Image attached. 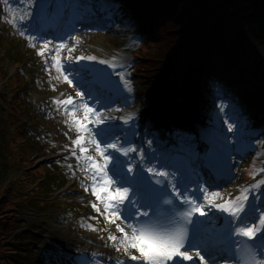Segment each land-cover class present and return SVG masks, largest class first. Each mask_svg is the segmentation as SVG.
Returning a JSON list of instances; mask_svg holds the SVG:
<instances>
[{
  "label": "rangeland",
  "instance_id": "374dc122",
  "mask_svg": "<svg viewBox=\"0 0 264 264\" xmlns=\"http://www.w3.org/2000/svg\"><path fill=\"white\" fill-rule=\"evenodd\" d=\"M37 1L0 0V51L3 48H11L14 52H19L18 59L21 64L14 68L7 62L2 61V63L5 64L12 75L17 76L23 82L17 85L23 89L22 97L24 102V108L22 109L23 117L20 120V118L12 116L8 108L14 102V95L18 91L15 88L7 89L5 86L0 85V98L3 101V105L0 106V181L3 179L4 171L7 174V170L10 167L8 159L11 160L16 155L14 152L15 148H12L10 144L14 145L16 140L21 147L24 145L28 146L33 142L37 143L34 148L26 151L27 157H34L32 161L28 162L29 166L42 159L50 160L52 156H58L59 159H55L53 163L59 165V168L55 167L59 172L55 170L54 175H50L48 178V182L51 181L52 184H50L51 188L47 189L45 196L42 195L43 197L40 196V198L33 199V201L31 200L32 202H27L24 199V196L32 190L30 187V189H25L24 187H27V185L23 186L24 190L17 193H15L16 190L12 189L11 194L14 195V198L16 196L20 198L13 200L11 202V209L7 208V211L10 215L16 216L17 221L22 222L23 227L21 229L30 230L28 234L30 237H34L32 240L34 244L30 243L31 240L25 241L26 239H17L19 241L17 242L14 239L15 235L12 234L11 237L6 235L1 240L0 246H8V249L15 250L17 255L15 254V257H13V264H53L54 261H59V264H63L64 258L60 254V250H57L55 246H73L75 243H83L80 237V231H82L84 234L91 233L93 236L106 240V246L110 252L126 254L123 247H121L119 252L116 251V246L108 239V236L110 234L116 237L122 236V233L117 231L116 224L125 227L126 231H129V229L125 223L119 220H116L115 223L109 222L107 219L109 213L105 211L104 204L91 200V197L94 196L92 192L93 178L88 169V162L81 159L79 147L77 148L73 143L75 134L79 131L71 122V116L66 114V110L58 105L55 102L56 100L48 99L41 102L37 100L36 94H54L58 96L59 92L67 91L75 94L78 98L77 103H79L81 100H79L80 97L77 96V92H83V101L94 107L106 121L101 127L115 129V134L120 137L121 143L129 140L135 144L138 141L142 143L143 140L147 142L150 148H154L153 152L162 149V143L165 144L166 140H161L159 137L165 136L166 131L162 127L155 125L151 117L145 118L140 116L138 109L127 102V99L130 97V91H133L137 85L141 84L140 81H142V78L138 75H133L131 70L132 66L138 65L136 59L134 63L133 52L136 49V43L140 36L132 32L134 28L133 21L127 17L125 10L119 8L117 0H79L85 6L83 7L82 14L74 15L71 18V26H76V31L65 39L56 41L44 36L40 38L35 37V40L30 41L29 36L31 35L24 33L20 25L22 21L30 18L31 9ZM21 17L23 18L21 19ZM87 23L89 24L88 27L83 28L82 24L84 26ZM65 35V33L62 35L63 38ZM61 40L67 45L60 52L61 61L68 70L74 72L75 61L66 60L69 54L67 48L73 49L71 52V56L73 57H96V60L92 61V63L99 64L101 60L114 62L115 64L118 63L119 68L108 74V77L116 82V94L114 95V92L110 94L107 92L98 93V89L93 88L92 97H90L88 94L92 87L89 85L84 87L83 80L79 78L74 81L75 86L69 85L63 79V74L57 71L52 59L55 55L54 49L59 45ZM96 40L100 41L102 46L95 43ZM45 41H51L47 48L44 47ZM107 44L111 47L107 46ZM42 48L44 49L43 56L39 54ZM117 73H123V78ZM87 74L80 73L79 75L87 80ZM177 85L175 84L165 91V96L168 99L171 98L173 100L175 93L179 90ZM97 97L99 98L97 99ZM217 105L219 118L212 122L208 128L204 129L202 134L209 136L207 140L211 139V137L212 139L216 138V141L220 142L219 146H223L224 144L232 146L231 153L236 158L235 169L237 174L234 180L223 184L219 188L208 189L209 194L211 192H218L220 194L219 198L213 199L211 196L209 198L213 199V205L225 203L228 197L235 191V187L232 186L233 182H241L247 187H251L252 191H250V194L248 193L249 198L257 196L259 192H261L262 198H264V184H261L264 181V127L260 124L250 130L246 129L245 125H243L244 123L241 122L244 116L234 115L232 110H229V107L221 103ZM77 114L83 115L82 112H78ZM10 119L15 122L17 120L21 121L23 124L26 121L28 122L26 126L29 129L25 131V135L20 136L19 132L13 133L14 128L10 127V123L8 122ZM65 121H68V123ZM224 121L234 123L235 126L232 131H227V125ZM92 129L95 130V127ZM11 134L13 135L12 139L14 137L16 140L11 139L10 141L9 135ZM172 136L175 140L171 142V146H179L181 149L188 150L190 149V145H196L194 142H188L190 144L184 143L187 138L177 137L174 134ZM86 137L88 139L91 138L89 133H86ZM168 140L172 141L169 138ZM149 141L151 143H148ZM157 142L158 145L156 144ZM84 146L87 148L91 147L92 154H95L96 157L98 156L101 163H103L98 153L93 150V145L85 143ZM207 147L203 146L204 150H202V154L205 155ZM129 155L134 161V154L130 153ZM177 156V154H173V157ZM77 157H80V159L78 160ZM117 159V155L114 154L112 161H117ZM256 162L259 163L260 167L259 175L257 176L254 173V176H257L256 178L251 181L245 180L248 174L247 171L251 170L250 166H253ZM112 164L109 163L106 168L109 174ZM21 169L19 166L12 165L10 176L20 175ZM113 179L117 178L113 177ZM254 184H260L261 186L253 188ZM46 185L44 188H46ZM65 186L68 188L69 196H60L56 201L50 200L53 192ZM71 197L85 199L83 201L86 202V205L76 203ZM45 201L47 204L44 206L39 204V202ZM51 201H53L52 204L50 203ZM17 202L24 203L20 205ZM93 203L100 208V212H97L93 208ZM201 203L206 205L204 209L206 212V226H219L221 214L217 211V208L207 205V202L203 200H201ZM72 208L75 209L71 213L63 212L64 209L70 211ZM261 212H264V207ZM84 214H86L85 216L88 215V217H85ZM81 215L84 217L81 223H79ZM106 220H108L107 223ZM99 222L103 225L102 229H100L102 225ZM76 224H78L77 227ZM88 225L94 226L97 230L93 231ZM13 239L15 241L14 244L11 243ZM206 247L201 246L200 250H204ZM135 251V249H129V252ZM4 256H6V259L10 258L8 254H4ZM206 260H208L209 264H228L225 259L219 256L218 252H210L206 256ZM0 261H3V259H0Z\"/></svg>",
  "mask_w": 264,
  "mask_h": 264
},
{
  "label": "trees",
  "instance_id": "16d2710c",
  "mask_svg": "<svg viewBox=\"0 0 264 264\" xmlns=\"http://www.w3.org/2000/svg\"><path fill=\"white\" fill-rule=\"evenodd\" d=\"M121 1L142 36L135 67L142 81L133 95L141 112L159 113L162 109L156 107L163 92L181 76L183 94L203 127L212 121L215 97L238 114L249 115L248 122L262 116L264 0ZM4 76L0 69V80ZM172 124L180 127L185 123L177 118ZM31 147L16 151L17 165L27 166L22 156ZM40 176L25 174L26 181L12 186L4 172L0 181V243L6 235H15V240L27 238L7 208L11 209L12 189L29 186L30 180ZM7 247L0 246V264H13L17 255Z\"/></svg>",
  "mask_w": 264,
  "mask_h": 264
},
{
  "label": "snow or ice",
  "instance_id": "6c2138e0",
  "mask_svg": "<svg viewBox=\"0 0 264 264\" xmlns=\"http://www.w3.org/2000/svg\"><path fill=\"white\" fill-rule=\"evenodd\" d=\"M23 17H21L22 19ZM40 23H37V29L40 28ZM23 35V33H21ZM34 36H29V40H35ZM51 41H45L44 47L47 48ZM34 46V45H33ZM67 47L66 43L61 40L59 45L54 49L55 55L52 57L55 67L58 72L63 74V79L69 84L73 85L76 79L84 80V77L79 75L80 73H89L92 69L88 65H80V61H95L94 56H71L72 48H67L68 56L67 61H75L74 72L65 68L64 63L61 61L60 52ZM41 56L44 55V49L39 52ZM47 63V61H46ZM101 64H109L108 61L101 60ZM113 69L116 68L115 63L109 64ZM123 78V73H117ZM87 84L88 81L84 80ZM127 83V81H125ZM55 87V86H53ZM91 95V91H89ZM77 96L81 98V101L77 103L73 97L68 96L63 100H56L58 105H63L66 110V114L71 116V122L77 127L81 133L75 140L74 144L79 147L83 158L88 162L93 175L92 192L93 195L104 204L105 211L109 213L107 219L111 223H115L116 220L128 221L130 218L140 217L136 223H127V228L131 231H126L125 227L120 224H116V229L122 233L121 237L109 235L108 239L116 246V251H120L121 247L126 254H128L132 260H139L142 264H170L176 259L182 261H192L193 256L186 247L188 243V229L187 225L192 224L193 229H197V222L192 220V217L196 214L199 216H206L204 203L201 200L206 201L207 205L214 206L217 209L227 212L233 220L238 223L232 226L231 231L237 236L246 237L252 241L257 239L258 232H264V212L256 217V220L244 225L243 222L246 217L256 213L257 209L254 205L249 204L248 192L250 189L245 188L242 191V195L236 197L234 200L229 199L222 204H214L213 199L219 198L218 192H211L209 194L208 188H198L193 191H189L186 186L183 189L178 183H173L168 180L169 173L161 169L153 170L149 167L142 171H146L150 174V177H160L162 179H149L148 184L153 185L151 193L145 192V195L150 197L154 196L159 202L170 206L171 214L167 217H161L159 214H149V211L141 209L145 208V205L140 204L137 206V201L130 198L132 189L128 184L135 185L139 183L138 175L134 173V166L131 163L126 165V172L123 171L125 164L123 161L117 159V162L113 165V171L111 175L106 168L113 160V155L119 153L121 156L128 157L130 153H137L140 159H144V153L142 149H137L132 141L125 140L121 143L120 137L115 134L111 127H101L106 121L99 115L97 110L83 101L84 93L77 92ZM99 97H97L98 99ZM69 106H71L69 108ZM78 112H82L83 115H77ZM68 123V121H65ZM127 123V121H125ZM227 131H232L234 123H228ZM90 125H95V130L90 128ZM83 133H89L90 139L85 137ZM103 141V143H102ZM85 143H90L94 146V150L98 153L99 157L103 160H97L96 157L87 155L89 149L85 147ZM148 143H151L150 141ZM75 155V153H73ZM79 160L80 157H77ZM131 174V175H130ZM116 177L117 179H113ZM264 184V181L261 182ZM156 185H160V188H156ZM260 184H254L252 187H260ZM170 189V190H169ZM200 195L197 196L196 192ZM187 193V194H186ZM211 196L213 199H210ZM141 199H144L142 196ZM179 201V204L176 203ZM130 205V207H126ZM93 208L97 212H100V208L93 203ZM151 207V205H148ZM127 211L128 216H122L121 213ZM257 221L260 228H257ZM93 231L97 230L94 226H88ZM129 249H135L139 255H134L129 252ZM191 249L195 252L196 258H198L199 264H207L205 256L201 253L199 245L191 244ZM247 256L245 264H264V258L261 257L260 250L255 248H248L246 250ZM53 264H59L58 261Z\"/></svg>",
  "mask_w": 264,
  "mask_h": 264
},
{
  "label": "bare ground",
  "instance_id": "6f19581e",
  "mask_svg": "<svg viewBox=\"0 0 264 264\" xmlns=\"http://www.w3.org/2000/svg\"><path fill=\"white\" fill-rule=\"evenodd\" d=\"M78 13V12H76ZM27 24L24 26V28H28L30 25H32V20L31 21H27L26 22ZM43 28L46 26V31L49 30L48 28L50 27L49 26V23L46 22L43 24ZM89 24H86L84 28L88 27ZM97 44H101L100 41L96 40ZM109 64H111L112 62L108 61ZM114 63V62H113ZM109 64H96V63H92V61H80V65H88L91 69H92V73H94L93 75V82H96L98 84H100L101 86H103L104 89H116L115 88V82L113 83L111 81V78L109 77H106L107 76V69H112V67L109 66ZM117 66L116 67H119V64L117 63L116 64ZM101 72V74H99ZM102 75V76H101ZM68 97V95L66 94V96H64V99H66ZM62 100H63V97H62ZM216 141V138H214V140L212 142ZM145 144H143L144 146ZM145 147V146H144ZM147 147V146H146ZM219 150L218 147H215L214 149H212V154L216 153L217 151ZM144 153V159L143 160H139L140 163L146 165L147 167H151V168H161V166H163V170H167L169 169V165H173L174 166V163H168L167 161L165 162L164 160V156L165 154H159L161 158L159 159H156L154 158L151 154H150V151H146V152H143ZM230 156V170L236 174V169H235V159L231 158V155ZM127 161L128 158H127ZM138 162V163H139ZM232 173V174H233ZM227 180V179H225ZM218 184H209L207 185V188L208 187H212V186H217ZM232 186L235 187V191L228 197L227 201L231 198V199H235L236 197H239L242 195V191L245 189V188H248L250 189V191H252L251 187H247L245 186L243 183H239V182H233L232 183ZM128 187H130L132 190H133V186L132 184H129ZM261 190V189H260ZM250 191L248 192L250 194ZM247 193V194H248ZM263 196L261 195V192H259V194L255 197H253L252 199H249V204L250 205H254L257 209V213H259V210H261L263 207H264V198H262ZM135 201H137V204H139L140 202V198H137L135 197ZM226 201V202H227ZM217 211L221 214V220H220V224H221V227L220 228H217V227H207L204 229L205 232L207 233H211L213 234L214 236L219 237L220 234H222V231L224 229L225 226L229 225L231 221L229 219V217H227V212H224V211H221L219 209H217ZM252 221V214L249 216V217H246L243 224L244 225H247L249 222ZM257 228H260V225L257 221ZM264 234V232H258L257 233V239L261 238V236ZM221 238V239H220ZM219 238V241H223V242H226V241H229L231 239V234L230 235H227V236H220ZM219 241H216L214 242L211 247L214 248V249H217L220 245V242ZM64 244V243H63ZM210 246H207L206 248H204V250H201V253L206 256L207 252L212 249ZM55 248L57 250H60V254L63 256L64 258V263L63 264H78V259H79V255L83 254V255H89L91 257H95V256H99V257H103V258H107V257H110L108 256L109 254V251L107 250L106 246L105 245H102L101 247H98L96 245H89V244H78L76 243L75 245L73 246H55ZM209 248V249H208ZM213 250V249H212ZM212 252V251H210ZM73 254H76L73 255ZM120 257H123V256H120ZM262 258H264V256H262ZM205 261L207 262V264H209L208 260H206L205 258ZM56 262V261H54ZM59 262V261H58Z\"/></svg>",
  "mask_w": 264,
  "mask_h": 264
}]
</instances>
